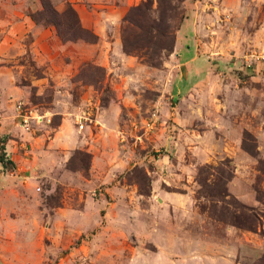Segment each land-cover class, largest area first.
<instances>
[{"label":"rangeland","instance_id":"rangeland-1","mask_svg":"<svg viewBox=\"0 0 264 264\" xmlns=\"http://www.w3.org/2000/svg\"><path fill=\"white\" fill-rule=\"evenodd\" d=\"M142 1L48 0L87 41L33 21L42 0H0V264H264V0H181L156 65L123 47ZM17 101L51 122L25 130ZM62 121L83 142L44 152ZM204 165L231 169L256 229L202 210L226 211L197 198Z\"/></svg>","mask_w":264,"mask_h":264},{"label":"trees","instance_id":"trees-1","mask_svg":"<svg viewBox=\"0 0 264 264\" xmlns=\"http://www.w3.org/2000/svg\"><path fill=\"white\" fill-rule=\"evenodd\" d=\"M153 2L154 0L142 1L140 4L133 6L125 15L123 20L127 23V27L124 28V31L128 30V26H135L144 36L136 37L133 42L124 36L123 47L129 53L138 54L142 51L141 55L146 56L153 65H156L158 62L153 61L155 56L162 51L170 53L173 50L175 33L173 32L172 20L179 13L178 3L181 0H156L157 7L155 9L153 8ZM42 3L41 9L29 14L36 23L55 26L59 36L65 40L81 38L87 41H94L97 39L95 34L80 25L72 6L68 5L66 10L59 12L51 6L48 0H42ZM154 11H158L159 16L157 18L152 16ZM245 149L254 153V150L246 147ZM77 153L84 156V158L80 159L81 161L90 156L87 152L78 151ZM0 161H6L2 155L0 156ZM72 167L77 168L74 165ZM231 177L232 171L229 168L227 172L223 167L212 165H204L199 168L195 177L199 185L196 191L197 198L206 199L212 203L213 207L221 204L226 211L219 212L216 215L210 210V207L206 209L205 205H203L201 208L204 211H208L209 215H215L221 221L231 222L239 228L254 230L258 222V215L252 207L232 198L227 189V183ZM229 204L234 206L235 209H229Z\"/></svg>","mask_w":264,"mask_h":264},{"label":"crops","instance_id":"crops-1","mask_svg":"<svg viewBox=\"0 0 264 264\" xmlns=\"http://www.w3.org/2000/svg\"><path fill=\"white\" fill-rule=\"evenodd\" d=\"M178 44H179V38H177L176 45H175L176 51L178 49ZM196 57H197V54L193 53L192 51L189 50V52L186 54V57H184L182 62L188 63L190 61H193ZM18 120H19V118H18ZM69 126L70 125L68 122H64V121L61 122L59 127L54 131L52 137L47 142V149L44 150V152H46V153L55 152L58 154L61 152L66 153V148L71 147L75 143H82L83 142L82 139L81 140L79 139L77 130L76 129L72 130L71 127H69ZM2 129H5L3 125L0 127L1 131H2ZM10 141H12V139H10ZM6 144H7V153L10 155L9 160L10 159L14 160L15 156L13 153H11L12 144H10V142L6 143ZM5 151L6 150L4 149V153H6ZM12 160H10V161H12Z\"/></svg>","mask_w":264,"mask_h":264},{"label":"built area","instance_id":"built-area-1","mask_svg":"<svg viewBox=\"0 0 264 264\" xmlns=\"http://www.w3.org/2000/svg\"><path fill=\"white\" fill-rule=\"evenodd\" d=\"M14 109L16 111L17 117L19 118L21 126L29 130L31 125L33 123L35 125L39 124L40 122L49 124L51 122V116H49L46 113H39L37 111H33L31 108H29L28 104L23 101H17L14 104ZM79 120V128L82 129L84 124L82 123V119L84 120V117L80 118Z\"/></svg>","mask_w":264,"mask_h":264}]
</instances>
